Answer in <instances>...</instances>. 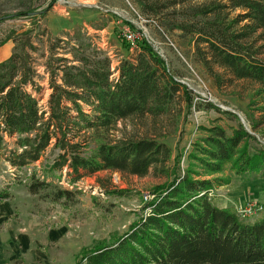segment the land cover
<instances>
[{
	"label": "trees",
	"instance_id": "16d2710c",
	"mask_svg": "<svg viewBox=\"0 0 264 264\" xmlns=\"http://www.w3.org/2000/svg\"><path fill=\"white\" fill-rule=\"evenodd\" d=\"M193 1L136 0L143 13L157 19L169 10V17L158 19L165 31L191 34L197 47L205 43L211 60L230 79L259 84L257 94L264 102V58L260 56L264 0H211L184 8ZM45 9L6 16H23L31 26L11 30L2 41L12 43L9 56L0 61V152L6 138L13 139L4 159L22 168L38 161L49 148L47 173L66 168L71 184L81 177V170L138 176L153 171L166 176L150 189L153 198L142 204L141 215L123 234L82 248L73 264H264V213L245 223L232 208L218 207L208 196V190L231 180L214 176L217 173L264 171V148L239 147L253 138L241 124L231 127V133L218 124L202 127L205 134L193 142L187 167L180 174V154L172 158L170 146L163 141L153 137L105 140L104 133L117 121L160 116L178 94L191 107L194 94L145 38L139 40L134 57L124 56L112 66L110 56L80 30L64 38L52 36L40 24ZM42 45L47 55H40L46 57L51 89L44 105L35 95L39 87L33 58ZM58 50L64 55H57ZM203 103L230 114L211 102ZM170 160L173 171L166 167ZM49 183L32 173L26 187L36 194ZM70 194L63 188L54 191L57 199Z\"/></svg>",
	"mask_w": 264,
	"mask_h": 264
},
{
	"label": "rangeland",
	"instance_id": "374dc122",
	"mask_svg": "<svg viewBox=\"0 0 264 264\" xmlns=\"http://www.w3.org/2000/svg\"><path fill=\"white\" fill-rule=\"evenodd\" d=\"M208 1L211 0H196L185 4L184 8ZM44 8L46 14L40 24L52 36L64 38L67 33L80 30L96 46L103 41L114 66L124 56H135V50H130L122 37V28L128 26L140 36V40L145 38L162 50L169 69L179 78H183L196 91L207 93L211 103L220 110L230 112L227 115L219 113L195 99L189 107L185 97L178 94L166 113L157 117L144 115L119 120L104 133L105 140L153 137L163 141L170 146L172 158L180 154V174L187 167L193 142L205 134L202 127L218 124L231 133V127L241 124L253 138L243 140L239 147L247 146L250 150L264 148V102L262 96L257 94L259 84L250 80L230 79L229 73L211 60L205 43H199L197 47L191 34H182L180 30L165 31L158 19L169 17V10L157 19L143 13L136 0H70V6H62L55 0H0V60L11 52V41L2 43L7 34L13 29L31 26L28 18L6 16ZM238 12L239 9L232 11L230 16ZM43 38L45 40L46 37ZM61 51L58 50L57 55H64ZM41 52L47 55L45 45L33 54L37 72L35 83L39 87L35 95L39 103L44 105L51 89L49 73L44 67L46 57L41 56ZM260 56L264 58V53ZM199 102L202 105H198ZM6 141L5 149L0 152V174L3 175L0 181L15 185L13 189L23 206V217L26 223L33 224L32 230L47 234L59 232L57 237L48 238L37 247L44 250L47 260H44V256L38 257L33 264H73L82 248L102 240L111 241L112 237L123 234L141 215L142 204L153 198L150 189L166 180L164 174H155L153 171L138 176L112 170L94 173L81 170V177L70 185L68 180L71 176L67 174L66 168L60 172L47 173L50 160L45 155L49 153V148L43 157L27 166H7L3 157L5 150L12 146L13 139L6 138ZM167 166L171 168L169 170H174L172 160L166 163ZM32 173L39 180L50 182L48 187L36 194L27 192L26 187ZM214 176L231 177L229 183L208 190V196L215 205L232 208L238 215V207L257 202L263 206L260 213L248 218L238 216L245 223L262 216L264 171L237 175L225 170ZM7 183L3 187H7ZM58 188L68 189L71 194L57 199L54 191ZM14 211L17 212L18 208L15 207Z\"/></svg>",
	"mask_w": 264,
	"mask_h": 264
},
{
	"label": "crops",
	"instance_id": "0c3cea01",
	"mask_svg": "<svg viewBox=\"0 0 264 264\" xmlns=\"http://www.w3.org/2000/svg\"><path fill=\"white\" fill-rule=\"evenodd\" d=\"M4 162L10 168L12 167L5 159ZM0 177L3 175L0 174ZM5 183L0 181V192L8 193L7 197L0 195V264H12L15 261H19V264L27 262L33 264L38 257L43 256L46 261L44 250L37 247L46 242L48 238L57 237L59 232L52 231L47 234L32 230L33 224L26 223L23 217V206L13 189L15 185L8 182V186L3 187ZM27 192L25 191V193ZM15 207L18 208L17 212L14 211ZM60 254L61 252L59 256Z\"/></svg>",
	"mask_w": 264,
	"mask_h": 264
},
{
	"label": "built area",
	"instance_id": "2783aa9c",
	"mask_svg": "<svg viewBox=\"0 0 264 264\" xmlns=\"http://www.w3.org/2000/svg\"><path fill=\"white\" fill-rule=\"evenodd\" d=\"M55 1L59 2L62 6L63 5L64 6H70V0H55ZM83 5H86V4L83 3ZM122 37L127 42V44L129 45L130 50H136L137 49L138 43L140 40V36L138 34H134L133 30H131L128 26H125L124 28H122ZM147 41L151 44V42L149 40H147ZM97 46L101 50L105 51L106 43L102 41L101 45H97ZM151 46H153L154 50L156 51V53L159 56H161L162 58L165 59V56H164L161 49L156 48L152 44H151ZM106 53H108V52H106ZM112 66H113V64H112ZM178 80L181 83L188 86V88L192 90V93L194 94L195 100H199V101H203V102H211L212 101V100H210L211 98H209L207 93L196 91V89L192 88L186 81H184L183 78H179ZM69 184L72 185L74 183H72V184L69 183ZM262 209H263V206L261 204H258L257 202H253V203L249 202L245 205L238 207L237 213L240 216V218H248V217H252L254 215H257L258 213H260L262 211Z\"/></svg>",
	"mask_w": 264,
	"mask_h": 264
}]
</instances>
